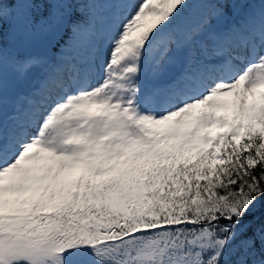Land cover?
I'll return each instance as SVG.
<instances>
[{
	"label": "snow or ice",
	"instance_id": "snow-or-ice-1",
	"mask_svg": "<svg viewBox=\"0 0 264 264\" xmlns=\"http://www.w3.org/2000/svg\"><path fill=\"white\" fill-rule=\"evenodd\" d=\"M0 264H264V0H0Z\"/></svg>",
	"mask_w": 264,
	"mask_h": 264
}]
</instances>
